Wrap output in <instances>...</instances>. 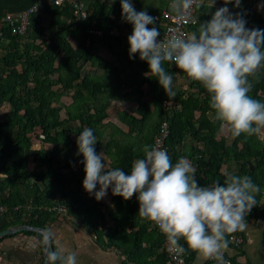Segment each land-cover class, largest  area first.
<instances>
[{"label": "trees", "instance_id": "obj_1", "mask_svg": "<svg viewBox=\"0 0 264 264\" xmlns=\"http://www.w3.org/2000/svg\"><path fill=\"white\" fill-rule=\"evenodd\" d=\"M120 3L121 0H116L112 11L116 20L123 22ZM234 3L235 0H232L225 5L224 0H216L215 4L231 6L230 12L242 15L247 28L264 29V0H240L239 8L234 7ZM257 3L259 8H256ZM101 6L99 11H88L86 20L74 21L67 9L45 1L42 10L32 16L23 37L4 31L2 40L11 50L0 53V109H8L0 122V151L5 157V162L0 165V176L3 178L0 180V206L5 208L0 217L5 224L0 231L21 226L48 229L64 219L48 211L59 204L66 208L69 215L83 217L82 225H91L98 244H102L103 233L97 230V223L104 217L97 209V200L81 193L83 158L72 157L64 163L60 150L70 148L77 151L76 139L86 127L93 130L97 139H101L103 127L111 124L108 114L110 100L128 104L136 101L139 106L131 108L130 114L119 112L120 122L126 131L117 125H110L113 133L105 143L107 149L111 148L107 154V167H119L130 173L132 162L143 158L145 145L153 147L162 123L166 122L168 132L164 148L173 164L179 158L188 159L196 169V179L207 187L214 182L222 184L225 179L222 167L234 162L238 166L234 174L250 176L260 189L255 194L256 205L246 219L254 218L264 223V202L257 200L264 193V133L233 136L229 130L232 142L227 144L220 136L221 122L215 119V113L209 106V94L202 84L191 80L175 65L166 64V69L173 75V84L181 77L189 82L187 96L177 90L175 97H168L156 78L144 77L148 72L146 62L140 61L138 54L129 58L127 37H122L120 33L122 28H126L129 36L132 26L123 22L121 28L117 22H106L101 17L105 6ZM215 11L214 7L210 8L209 0H203L195 7L194 15L205 22ZM43 15L50 17L46 29L40 24ZM151 27L159 28L155 24ZM197 28L198 24L190 29V33ZM94 29L101 35L90 32ZM63 33L75 42L84 38L89 41V46L77 44L72 48ZM38 39H42L40 46H33ZM93 44H99L119 62L126 56L125 63L115 66L113 62L97 57L91 53ZM87 63L96 70H102L101 76L95 71L82 76ZM107 76H111V82ZM248 79L252 84L249 95L264 103V67ZM65 99L69 102L65 103ZM62 111L64 118L61 117ZM94 147L97 153L101 150L96 144ZM247 161L251 162L252 170ZM76 164L80 166L78 169L74 167ZM108 193L114 206L109 219L115 229L129 230V245L125 251L127 260H130L128 262L167 264L164 251L154 254L156 263H147L141 251L143 242L152 247V238L155 252L162 248L164 235L156 230L145 233L149 221L139 217L136 196L125 201L113 196L111 187ZM142 221L147 224L141 225ZM28 233L41 241L44 238L39 233ZM143 234L149 240H145ZM107 244L111 243L107 241ZM178 246L184 253L191 254L187 259L190 261L193 253L182 239ZM231 263L238 264L235 260Z\"/></svg>", "mask_w": 264, "mask_h": 264}, {"label": "clouds", "instance_id": "obj_2", "mask_svg": "<svg viewBox=\"0 0 264 264\" xmlns=\"http://www.w3.org/2000/svg\"><path fill=\"white\" fill-rule=\"evenodd\" d=\"M115 0H113V3ZM194 0H178L174 10H188ZM232 0H224L225 5ZM216 0H209L210 8ZM240 0L234 7L239 8ZM121 18L132 26L127 37L128 55L146 62V78H156L168 97H175L173 75L166 64L175 65L209 94V106L215 119L233 136L253 135L264 129V103L252 98L249 77L264 67V29L247 28L240 14L225 7L218 8L211 19L191 22L198 28L191 33L176 29L166 38L147 11H137L131 0H121ZM183 15V14H182ZM97 137L91 128H84L76 139L77 155L82 156L84 179L82 189L103 199L111 187L113 196L123 200L134 195L139 217L154 223L176 246L182 239L193 252L205 259L224 264L223 252L227 237L247 228L246 217L256 205L260 191L250 176L224 173L223 183L202 186L196 169L186 158L174 164L166 149L145 145L143 158L132 162L130 173L119 167L106 166L103 152L97 153ZM97 186L99 190L96 191ZM52 237L45 235V264H78L77 254L63 247L49 251Z\"/></svg>", "mask_w": 264, "mask_h": 264}, {"label": "crops", "instance_id": "obj_3", "mask_svg": "<svg viewBox=\"0 0 264 264\" xmlns=\"http://www.w3.org/2000/svg\"><path fill=\"white\" fill-rule=\"evenodd\" d=\"M38 1L39 0H0V17H3L6 14H16L24 11L35 5ZM80 2L84 5L86 10L90 12L99 11L101 10V5H104L105 9L102 10L103 14L101 17L109 23L117 22L122 28L123 22L116 20V16L112 11V7L115 3H113V0H80ZM131 2L137 11H147L151 16L159 15L163 11H168L170 13L178 12V10L173 9V4L178 2V0H131ZM49 20L50 17L48 15H43V17L40 18L41 27L46 29ZM151 26L152 25H149V27ZM160 28L161 27H159V29ZM127 30L128 29L126 28H122L120 33L122 37H128L129 32ZM97 32L101 35L100 31ZM63 37L68 40V43L72 48H75L77 44L89 46V41L84 38L75 42L71 40L66 33H63ZM42 39L46 38L43 37ZM42 39L34 41L33 46H40ZM0 47L2 48L0 49V53L5 54L8 50H11V47L9 45L7 46L5 40L0 42ZM20 49H22V47H20ZM91 53L99 58L113 62L115 66H118L120 63H125L126 61V56L121 58L120 62L114 59L111 54L99 46V44H93L91 46ZM20 68L17 70H20ZM94 71L98 73L97 75L103 73L102 70L99 69L97 71L90 63H87L84 66L81 75L84 76L88 73L92 74ZM4 76L5 75H3V77ZM144 77H146L145 74ZM7 111L8 109L5 107L0 109V122L2 121L1 117H3V114ZM4 158V155L0 152V165L5 162ZM2 179V176H0V180ZM98 190L99 188H96V191ZM89 195L90 194H87V196ZM90 196L94 197L93 195ZM257 200L259 203L264 202V193L259 195ZM97 209L104 217L101 222L98 221L97 223V230H100V232L103 233L102 244H98L91 225L86 227L82 225L83 217L71 216L66 210V219L64 218L61 221H57L48 228L53 236V246L55 250L63 247L74 251L77 254L78 264H135V262H128L130 260H127V257L125 256V251L129 245L127 241L129 230L126 229L125 231H122L120 229H115L114 223L108 217V215L114 211V206L112 205L111 197L108 192L103 199L97 201ZM69 218L71 220H69ZM246 223L247 228L244 231H238L239 236L243 239L242 246L237 249L228 242L227 249L223 252L224 261L231 263V260H235L238 264H264V223L261 220H256L254 218H247ZM4 224L5 221L0 217V228ZM142 224H147V222L142 221L141 225ZM147 226L148 228L145 233H153L155 230L158 232L154 223L149 222ZM28 232L32 231L18 232L3 237L0 241V264H43L45 248H42V241ZM143 238L149 240V237L146 234H143ZM107 241L111 244H107ZM140 247L142 248L141 251L145 254L144 257L147 258V263H156L157 260L154 254L157 255L164 251L167 257V264H169V258L164 245L155 252V241L153 238L152 247L148 245L146 246V243L144 242L141 243ZM192 253L193 256L190 261H187V259L191 254L184 253L188 255L186 264L216 263L214 259H205L196 252L192 251Z\"/></svg>", "mask_w": 264, "mask_h": 264}, {"label": "built area", "instance_id": "obj_4", "mask_svg": "<svg viewBox=\"0 0 264 264\" xmlns=\"http://www.w3.org/2000/svg\"><path fill=\"white\" fill-rule=\"evenodd\" d=\"M45 1H52L54 6L67 9L74 17V21H83L86 20L88 17V11L84 7V5H82L80 0H39L35 5L31 6L30 8L24 11H21L16 14H6L3 17H0V39L1 40L3 39L5 30H8L10 34L13 36L23 37L28 30L32 16L42 10V4ZM202 3L203 0H194L192 7L188 10H184L182 7H180L178 12L176 13L163 11L159 15H154L153 17L157 18L155 25L161 27L160 29L161 36L158 37V40L166 38L169 31L172 29L179 30L186 34L190 33V29L197 25L191 22L194 18H196L194 15V9L196 6ZM213 7L217 10L220 7H225V5L215 4ZM226 7L228 8V6ZM90 32L96 35L100 34L95 30H91ZM131 32L132 30L130 31V34ZM167 132H168L167 123L163 122L161 125L159 136H157L154 140L153 147L159 146L164 148V139L167 135ZM48 211H51L56 216L60 215L66 219L65 216L66 208L62 205L56 204ZM3 212H5V208L0 206V215ZM158 232L164 235L159 229ZM227 240L231 245H233L236 248L241 247L243 244V239L241 236H239L238 231L228 236ZM164 248L169 258V264H186V259L188 255L184 254L180 250L178 245L176 246L171 245L165 235H164ZM128 264H132V263H128Z\"/></svg>", "mask_w": 264, "mask_h": 264}, {"label": "rangeland", "instance_id": "obj_5", "mask_svg": "<svg viewBox=\"0 0 264 264\" xmlns=\"http://www.w3.org/2000/svg\"><path fill=\"white\" fill-rule=\"evenodd\" d=\"M259 7H260V4L257 3L256 4V8H259ZM228 8H231V6H228ZM98 70L99 69H97V71ZM95 73H96V71H95ZM100 74H101V72H100ZM98 76H101V75H98ZM107 80L109 82H111L112 81L111 76H107ZM188 84H189V82H187V78H184V77L178 78L177 81L173 84V86H175V88H173V90L175 91V93H177V90L181 91V92H184V94L187 96L188 93L186 92V89L188 88ZM144 89L146 90L147 88L144 87ZM171 98H173V97H171ZM146 100L148 101L149 99H146ZM64 102L68 103L69 101L65 99ZM138 106H139V103L136 102V101H132V102H130V104H128V103H119L117 101L110 100V109L108 111V114H109V117H110L109 120L111 121L110 123L113 124V125H117L118 127H121L123 130L126 131V127L123 126L122 124H120V114H119V112L121 113V111H123L125 113L130 114L131 108L137 109ZM61 117L62 118L65 117L64 111H62ZM1 119H2V117H1ZM111 124L106 125L105 127H103L104 135L101 137V139H97V143H96V145H98L101 148V150H98V153L103 152V154H104L106 166L108 165V162H106L107 157H108L107 154L111 151V148L107 149L105 147V143L109 139L110 135L113 133V129L110 126ZM261 131H262V133H264V129H262ZM220 136L223 137L226 140L227 144H230L232 142V136L229 133V129L227 127L221 126ZM76 153H77V151L74 152L70 148H65V149L61 148V150H60V155H61L64 163L69 161L68 160L69 158L79 157ZM1 154H2V152H1ZM29 155H32V152L31 153L29 152ZM74 167L76 169H78L80 166L78 164H76ZM237 170H238V166L234 162L229 163L227 165H224L222 167V169H221L223 174L226 171L235 173ZM81 193L84 194V195H87L84 192V190H82ZM86 198H87V196H86ZM69 220H71V219L69 218Z\"/></svg>", "mask_w": 264, "mask_h": 264}, {"label": "water", "instance_id": "obj_6", "mask_svg": "<svg viewBox=\"0 0 264 264\" xmlns=\"http://www.w3.org/2000/svg\"><path fill=\"white\" fill-rule=\"evenodd\" d=\"M247 165L249 166V169L252 170V165H251L250 161H247ZM25 231L38 232L44 236L50 235L52 237V240H51V248H49V251L53 250V245H54L53 236L51 235V233L48 229H42V228H37V227H32V226H21V227H16V228H10V229L0 231V238H3L5 236H9V235H13V234L18 233V232H25ZM45 255H46V248L44 251L43 264H45ZM214 264H217V262ZM224 264H231V263L224 261Z\"/></svg>", "mask_w": 264, "mask_h": 264}, {"label": "bare ground", "instance_id": "obj_7", "mask_svg": "<svg viewBox=\"0 0 264 264\" xmlns=\"http://www.w3.org/2000/svg\"><path fill=\"white\" fill-rule=\"evenodd\" d=\"M2 215V214H1Z\"/></svg>", "mask_w": 264, "mask_h": 264}]
</instances>
